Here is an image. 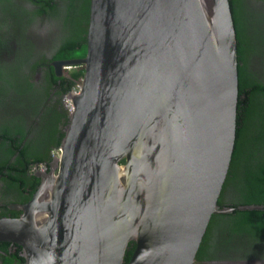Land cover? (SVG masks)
<instances>
[{"label": "water", "instance_id": "obj_1", "mask_svg": "<svg viewBox=\"0 0 264 264\" xmlns=\"http://www.w3.org/2000/svg\"><path fill=\"white\" fill-rule=\"evenodd\" d=\"M56 172L0 216L23 264H193L236 137L230 0H90ZM129 242L134 249L126 260Z\"/></svg>", "mask_w": 264, "mask_h": 264}, {"label": "flooded vegetation", "instance_id": "obj_2", "mask_svg": "<svg viewBox=\"0 0 264 264\" xmlns=\"http://www.w3.org/2000/svg\"><path fill=\"white\" fill-rule=\"evenodd\" d=\"M50 1L54 3L53 6L38 12V9H43V0H0V125L5 124L13 131L15 129L25 131L22 144L33 143L37 150L43 153V172H56L58 168L60 142L57 143L55 139L52 142L44 140V132L54 131L53 128H46L51 123V119L58 117L63 112V107L67 111L63 98L71 89L62 94L59 102L56 90L61 82L57 80V87H49V93L43 101L41 100V103L33 106L28 104L34 96H38V92L43 93V89L51 82L52 79L47 77L51 67L57 76L64 74L68 77L74 68L73 66L72 68L64 67L58 74L54 65V61L58 59L51 58L57 39L63 35L65 5L62 0ZM239 1L242 4L238 14L243 21L246 20L247 34L252 43L262 52L250 56V70L257 73L264 81V0ZM15 22H23L24 25L18 27ZM43 53L49 56L48 60H40ZM29 92L36 95L28 96ZM68 113L67 111V116ZM50 116L53 117L48 120ZM239 120L240 123L243 121V119ZM57 123L58 121L51 124V127L55 128L56 135L59 131H63L67 121L58 126ZM261 123L264 124L262 121ZM42 126L43 129H41ZM262 128L264 130V126ZM263 136L264 132L261 134V137ZM4 149L5 146L0 148V158ZM14 155L9 153L12 161ZM39 164L41 163L33 164L32 174L35 170L41 169ZM2 174L0 172V216H12L14 210L19 214L20 210L11 207V204L25 201L15 200L19 193L13 187L5 185ZM237 186L232 183L225 186L222 192L223 205L238 202L240 186ZM228 213L230 212H223L221 214L225 216L217 217L219 220L212 230L208 240L209 245L206 246L207 256L213 253L216 257L212 259L207 257L202 260V263L264 264V227L259 230L254 228V232L249 230L246 233L234 232L227 238L224 225ZM23 262L24 256L20 245L0 240V264H23Z\"/></svg>", "mask_w": 264, "mask_h": 264}, {"label": "trees", "instance_id": "obj_3", "mask_svg": "<svg viewBox=\"0 0 264 264\" xmlns=\"http://www.w3.org/2000/svg\"><path fill=\"white\" fill-rule=\"evenodd\" d=\"M65 7L63 8V35L57 39L56 47L51 55L52 59H64L82 56L86 51V30L88 23L89 2L90 0H62ZM236 39H237V57H238V104H237V124L234 148L230 161L229 170L222 186L218 203L223 205L224 196L223 189L229 183L238 185L240 194L237 204H262L264 205V132L262 122H264V81L260 79L257 73L251 69L250 56L254 53H262L250 40L247 29L246 20L239 16V7L242 4L239 0H230ZM43 9L38 12L45 11L48 6L54 3L50 0H43ZM42 7V6H41ZM18 27L24 25L23 22H15ZM43 53L40 60H48L49 56ZM29 60V59H27ZM70 71L69 77L66 75L57 76L52 67L49 69L48 79H52L48 86L42 92H38V96L31 99L29 106L38 105L47 97L49 87H57V80L60 85L56 92L58 100L62 94H65L75 80L82 76L83 66L76 65ZM21 91V90H20ZM18 91V92H20ZM30 95H36L29 92ZM54 113H58L54 111ZM263 116V117H262ZM50 116L48 120L51 119ZM239 119H243L241 121ZM47 120V121H48ZM58 121V124L66 123L67 111L63 107V112L58 117H53L51 123L46 128H53L54 131L44 132V140L60 142L63 131L55 134V128L51 127ZM43 129V126L42 128ZM36 131V130H35ZM18 133V134H17ZM25 136L23 129H15L7 125H0V148L5 146L2 157L0 158V172L2 179L7 187H13L19 193L15 200L26 201L30 198L35 190L39 178L32 174V166L34 163H43V153L37 150L33 143L25 142L22 144V137ZM9 153L15 154L14 160H11ZM5 170V172L3 171ZM18 211H12V216L18 215ZM225 216L221 213H213L199 244L193 264H213L202 263L205 258H215L212 253L207 256L206 246L209 245V238L212 230L219 219L217 217ZM225 221V231L227 238L234 232L246 233L248 230L254 232V228L259 230L264 227V209H238L235 208L227 214ZM226 218V217H225ZM248 231V232H249ZM134 249V242H129L126 251V260L129 259ZM206 255V257H205Z\"/></svg>", "mask_w": 264, "mask_h": 264}, {"label": "built area", "instance_id": "obj_4", "mask_svg": "<svg viewBox=\"0 0 264 264\" xmlns=\"http://www.w3.org/2000/svg\"><path fill=\"white\" fill-rule=\"evenodd\" d=\"M81 79H82V76L76 80V82L73 85V87L71 88V90L64 95V98H63L64 106L66 107L68 112H71L74 109V105H73V102L70 98V95L77 93L80 90ZM39 168L43 169V163L39 164Z\"/></svg>", "mask_w": 264, "mask_h": 264}, {"label": "rangeland", "instance_id": "obj_5", "mask_svg": "<svg viewBox=\"0 0 264 264\" xmlns=\"http://www.w3.org/2000/svg\"><path fill=\"white\" fill-rule=\"evenodd\" d=\"M69 68H72V67H69Z\"/></svg>", "mask_w": 264, "mask_h": 264}]
</instances>
